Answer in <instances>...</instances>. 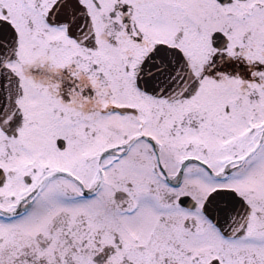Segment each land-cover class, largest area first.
<instances>
[{
	"label": "snow or ice",
	"instance_id": "6c2138e0",
	"mask_svg": "<svg viewBox=\"0 0 264 264\" xmlns=\"http://www.w3.org/2000/svg\"><path fill=\"white\" fill-rule=\"evenodd\" d=\"M0 264H264V0H0Z\"/></svg>",
	"mask_w": 264,
	"mask_h": 264
}]
</instances>
